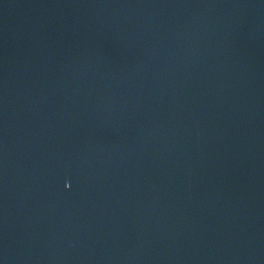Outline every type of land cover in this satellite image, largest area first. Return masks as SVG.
<instances>
[{
	"label": "water",
	"instance_id": "95a60500",
	"mask_svg": "<svg viewBox=\"0 0 264 264\" xmlns=\"http://www.w3.org/2000/svg\"><path fill=\"white\" fill-rule=\"evenodd\" d=\"M0 264H264V0H0Z\"/></svg>",
	"mask_w": 264,
	"mask_h": 264
}]
</instances>
